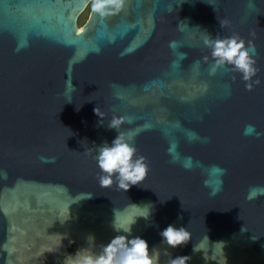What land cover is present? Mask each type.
I'll use <instances>...</instances> for the list:
<instances>
[{
  "label": "water",
  "instance_id": "obj_1",
  "mask_svg": "<svg viewBox=\"0 0 264 264\" xmlns=\"http://www.w3.org/2000/svg\"><path fill=\"white\" fill-rule=\"evenodd\" d=\"M95 2L0 0V264H77L118 235L157 264H264V0H122L78 27ZM234 34L247 79L205 43ZM113 117L148 165L128 190L99 182Z\"/></svg>",
  "mask_w": 264,
  "mask_h": 264
},
{
  "label": "clouds",
  "instance_id": "obj_2",
  "mask_svg": "<svg viewBox=\"0 0 264 264\" xmlns=\"http://www.w3.org/2000/svg\"><path fill=\"white\" fill-rule=\"evenodd\" d=\"M122 0H96L92 8L104 13L105 5L114 4L119 8ZM205 43L212 47L213 55L216 56L217 63L223 64L225 61L232 63L236 69L244 73L247 79L254 70L252 57L249 51H254L251 43L249 47L244 46V40L234 34L223 39H212L205 37ZM93 111L97 113L96 107ZM100 117V116H99ZM123 117H113L109 127L115 128L117 134L110 142L104 141L97 146L96 161L101 170L99 182L103 186H108L115 177L118 186L128 190L132 185L139 184L147 173L148 165L143 155L136 154V147L130 141L131 133L118 130ZM100 124L102 120L99 121ZM247 131V129H246ZM214 171L223 172L224 169L215 168ZM264 192V189L253 188L249 191V198ZM214 194V193H213ZM114 229L119 230L122 226L113 225ZM125 232L131 233V225L123 228ZM160 236L170 246L175 247L185 243L189 233L184 226L168 224L160 230ZM158 250L153 246L150 254L148 241L142 236L118 235L114 237L101 253L96 255L84 256L77 264H157ZM187 255L173 256L169 264H186Z\"/></svg>",
  "mask_w": 264,
  "mask_h": 264
},
{
  "label": "rangeland",
  "instance_id": "obj_3",
  "mask_svg": "<svg viewBox=\"0 0 264 264\" xmlns=\"http://www.w3.org/2000/svg\"><path fill=\"white\" fill-rule=\"evenodd\" d=\"M91 7H92V3H90L85 8V10L81 13V15L78 17V20H77L78 27L82 26L84 24V22L86 21L88 15H89V12H90Z\"/></svg>",
  "mask_w": 264,
  "mask_h": 264
},
{
  "label": "trees",
  "instance_id": "obj_4",
  "mask_svg": "<svg viewBox=\"0 0 264 264\" xmlns=\"http://www.w3.org/2000/svg\"><path fill=\"white\" fill-rule=\"evenodd\" d=\"M76 248V245H73V247L71 248V252L74 250ZM45 264H53V263H50V262H47V263H45Z\"/></svg>",
  "mask_w": 264,
  "mask_h": 264
},
{
  "label": "flooded vegetation",
  "instance_id": "obj_5",
  "mask_svg": "<svg viewBox=\"0 0 264 264\" xmlns=\"http://www.w3.org/2000/svg\"><path fill=\"white\" fill-rule=\"evenodd\" d=\"M72 247H73V245H72ZM72 247H71V248H72ZM70 250H71V249H70ZM70 250H69V251H70ZM75 250H76V248H75L73 251H75ZM70 252H71V251H70ZM56 264H59V263H56Z\"/></svg>",
  "mask_w": 264,
  "mask_h": 264
}]
</instances>
